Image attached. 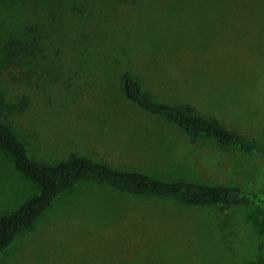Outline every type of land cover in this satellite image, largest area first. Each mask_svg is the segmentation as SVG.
I'll use <instances>...</instances> for the list:
<instances>
[{
  "label": "rangeland",
  "instance_id": "1",
  "mask_svg": "<svg viewBox=\"0 0 264 264\" xmlns=\"http://www.w3.org/2000/svg\"><path fill=\"white\" fill-rule=\"evenodd\" d=\"M192 105L264 145V0H0V120L37 161L77 154L169 182L264 193V157L192 142L120 90ZM37 189L0 153V217ZM262 211L186 207L84 184L0 264H243Z\"/></svg>",
  "mask_w": 264,
  "mask_h": 264
},
{
  "label": "trees",
  "instance_id": "2",
  "mask_svg": "<svg viewBox=\"0 0 264 264\" xmlns=\"http://www.w3.org/2000/svg\"><path fill=\"white\" fill-rule=\"evenodd\" d=\"M120 90L133 106L172 123L194 143L210 141L223 150L236 149L244 154L264 157V145L244 140L217 119L200 115L192 105L154 102L129 72L121 75ZM0 153L12 163L16 172L37 189V193L23 201L15 211L0 217V256L32 231L57 200L81 185L93 184L119 194L163 199L186 207L258 209L263 215L255 249L263 262L243 264H264V193L187 180L165 182L140 172L118 170L77 154L55 164L37 161L14 129L1 120Z\"/></svg>",
  "mask_w": 264,
  "mask_h": 264
}]
</instances>
